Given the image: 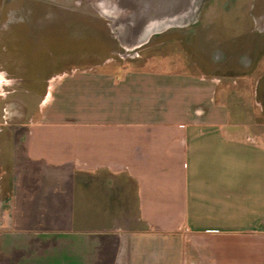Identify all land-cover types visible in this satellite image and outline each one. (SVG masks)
Masks as SVG:
<instances>
[{
  "label": "crops",
  "instance_id": "obj_1",
  "mask_svg": "<svg viewBox=\"0 0 264 264\" xmlns=\"http://www.w3.org/2000/svg\"><path fill=\"white\" fill-rule=\"evenodd\" d=\"M202 1L0 0V87L35 88L39 113L0 124V264H264V30L246 51L193 33L197 63L111 56L175 24L187 56ZM55 19L93 33L57 50Z\"/></svg>",
  "mask_w": 264,
  "mask_h": 264
},
{
  "label": "rangeland",
  "instance_id": "obj_2",
  "mask_svg": "<svg viewBox=\"0 0 264 264\" xmlns=\"http://www.w3.org/2000/svg\"><path fill=\"white\" fill-rule=\"evenodd\" d=\"M198 14H200V16ZM257 16H262L264 18V0H203L200 4L199 11L196 16L191 19L190 24L188 25V31L190 32V35H188L190 38L188 40L191 41L192 44H190L191 52L187 56H185V53L184 55L182 54L183 51L180 47L183 44L185 37L182 38L178 36L180 34H176L178 28H180V26H177L176 24L173 25V29L178 44L172 42L169 47L165 48L168 39L154 37L148 39V41L135 49L120 50L119 53H115L111 56H113L114 60L119 61L120 63L125 62L127 67H132L131 63L148 61L150 57L166 51L168 54L173 53L171 55L176 62L186 61L197 63L201 59L197 53V41L193 33H197L196 35L201 34V36L208 34L207 37H203L202 39V44L204 43V45L211 44L212 47H216L220 39L222 44L228 48L230 47V49L240 48L241 50L246 51V49L250 47L251 37H253V39L255 37V34L252 33L253 25L255 30H261L264 26V20L262 21V19L254 24V19ZM42 28L45 30L46 35L56 34V38L53 39L57 41V45H54L57 50H68L71 48L76 50L77 48H82L85 46V39L82 38V36L93 33L91 27H87L81 20H76L72 23L57 19L45 20ZM95 30L96 29L93 28V31ZM179 31L181 30L179 29ZM209 34H212L215 39H210L211 35ZM43 51L46 53L47 48H44ZM157 56L160 57L161 54H158ZM151 63V68L153 67L152 70H155V74L162 79L163 74L161 73L166 72H169L167 76L169 78L172 75L170 74L171 72H179L178 70L193 76H197L198 73L197 69L192 68L191 66H186L184 69H181L180 67L173 65L153 64V61ZM27 88H31L33 91L36 90L33 87L24 86L6 85L0 87L1 92H7V99L10 98L14 100L3 105V111L0 112V124H4V121L9 124H14L15 126L31 122L32 124L37 123V118L39 116L38 101L33 95L27 94L25 91ZM218 90H220V87ZM241 93L242 91L240 90V94ZM239 99L240 97L234 95L225 103L230 114V118L228 119L229 122H235L238 125L243 124L245 120H250V118H248L249 115L244 112L241 107ZM8 110L10 111V114L8 116L4 115V111ZM5 216V214H1L0 226L4 224Z\"/></svg>",
  "mask_w": 264,
  "mask_h": 264
},
{
  "label": "water",
  "instance_id": "obj_3",
  "mask_svg": "<svg viewBox=\"0 0 264 264\" xmlns=\"http://www.w3.org/2000/svg\"><path fill=\"white\" fill-rule=\"evenodd\" d=\"M148 38H136L133 39L132 41L134 42V44H131V39L130 38H119L121 45L123 46V48L125 49H134L139 47L141 44H143L144 42L147 41Z\"/></svg>",
  "mask_w": 264,
  "mask_h": 264
},
{
  "label": "flooded vegetation",
  "instance_id": "obj_4",
  "mask_svg": "<svg viewBox=\"0 0 264 264\" xmlns=\"http://www.w3.org/2000/svg\"><path fill=\"white\" fill-rule=\"evenodd\" d=\"M255 18V17H254ZM260 19H262V21L264 20V18L262 17V16H257L256 18H255V22H258ZM262 31L264 30V26H263V28L261 29ZM248 61L249 62H251V60H250V57H248ZM9 114V113H8Z\"/></svg>",
  "mask_w": 264,
  "mask_h": 264
},
{
  "label": "bare ground",
  "instance_id": "obj_5",
  "mask_svg": "<svg viewBox=\"0 0 264 264\" xmlns=\"http://www.w3.org/2000/svg\"><path fill=\"white\" fill-rule=\"evenodd\" d=\"M0 77H1V76H0ZM1 81H2V78L0 79V86H1V84H2V82H1Z\"/></svg>",
  "mask_w": 264,
  "mask_h": 264
}]
</instances>
